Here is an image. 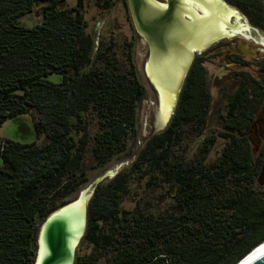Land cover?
I'll return each instance as SVG.
<instances>
[{"label": "trees", "instance_id": "obj_1", "mask_svg": "<svg viewBox=\"0 0 264 264\" xmlns=\"http://www.w3.org/2000/svg\"><path fill=\"white\" fill-rule=\"evenodd\" d=\"M232 1L264 29V0ZM38 2L43 19L28 26L21 18ZM66 2L0 0V126L35 110L37 136L44 135L42 142L29 144L0 137V264H33L41 222L88 182L83 162L91 115L99 121L93 145L99 163L118 153L137 128L145 88L132 46L127 45V60H118L115 42L98 44L86 31L84 0H77L76 8H66ZM259 63L264 71V58ZM54 72L62 74L61 82L48 79ZM241 74L243 80L228 96L221 162L196 165L178 159L172 150L183 139L184 125L198 129L209 115L206 70L195 63L169 124L146 139L132 164L133 169L148 167L154 181L162 173L174 185L177 206L172 212L150 216L138 230L105 232L100 222L122 221L128 176L120 172L97 185L83 239L114 250L93 252L90 264L105 253L106 264H237L264 241V198L239 187L260 175L262 159L255 156L247 134L264 88L249 85L250 72ZM229 179L233 188L226 190Z\"/></svg>", "mask_w": 264, "mask_h": 264}, {"label": "rangeland", "instance_id": "obj_2", "mask_svg": "<svg viewBox=\"0 0 264 264\" xmlns=\"http://www.w3.org/2000/svg\"><path fill=\"white\" fill-rule=\"evenodd\" d=\"M110 4L107 6L106 2ZM164 2V0H156ZM228 5L238 11V15L231 17L232 24H246L241 32L243 36L235 34L225 37L213 43L204 52L206 58V74L209 89L212 95V102L206 123L195 129L194 125H184L183 139L180 144L173 147V153L178 159H183L192 164L212 165L218 164L223 158V150L227 140L222 136L225 131L226 117L228 115V96L238 88L240 80H243L244 72L255 75L259 81L248 74L250 86L254 87V82L259 83V89L264 88V71L260 68L259 61L264 58V29L256 26L247 14L232 0H224ZM41 3H36V8L32 13L22 16L21 21L28 26H35L43 19ZM66 8H76L77 0H67ZM82 12L87 23L86 31L96 40V43L103 41H113L116 43V58L126 61L127 45H131L133 56L139 78L145 88V94L140 101L138 108V124L136 131L128 135L123 148L112 156L105 163H99L93 152L95 143L94 137L99 132V121L94 115L90 116V142L86 149L83 162V169L88 178L80 189L72 193L68 199H74L78 193L89 184L95 182L98 177L105 172L116 169L117 173L109 178H105L97 185L108 181L120 172L127 174L128 182L125 192L121 198L122 221L121 223H103L100 226L105 232L113 233V229L119 232L138 230L139 222L145 224V219L150 216L158 217L172 212L177 206L174 194L176 188L171 183L165 181L162 173H157L158 179L154 181L151 170L148 167L143 169L132 167L133 162L148 137L161 132L167 127L158 126L160 105L158 94L150 84L146 75V63L150 57V45L145 42L142 33L139 32L136 20L132 11L131 0H84ZM239 44H246L249 49L258 48L256 57L244 53L240 59L241 64L237 67L232 63L229 52H235ZM220 50V52H219ZM260 74V75H259ZM52 82L59 83L63 76L54 72L48 75ZM248 82V81H247ZM36 111L19 115L6 120L0 126V137L11 139L23 144L32 142H42L44 135L38 138L35 130ZM248 144L252 147L255 156L261 157V167L259 178L252 183H241L239 187L247 186L256 191L264 198V99L258 109L251 133L247 134ZM209 138V139H208ZM3 160L0 157V165ZM97 187V186H96ZM224 188L232 189L233 184L230 179ZM118 233L116 232V235ZM106 244V243H104ZM114 250L113 245L96 247L93 243L81 240L76 250L75 264H90L93 252L110 253ZM108 253L101 256L96 264H106Z\"/></svg>", "mask_w": 264, "mask_h": 264}, {"label": "water", "instance_id": "obj_3", "mask_svg": "<svg viewBox=\"0 0 264 264\" xmlns=\"http://www.w3.org/2000/svg\"><path fill=\"white\" fill-rule=\"evenodd\" d=\"M178 4L179 0H169V8L166 9V11L157 13V11L153 12L152 7H149L148 10L145 11L147 8L142 0H131L132 11L136 20L137 28L139 32L145 35L150 45V57L146 63L145 71L158 91L159 105H161L160 91L156 82L149 74L148 66L154 55H162L163 53L169 52L172 48L179 49L180 46H182L177 40H172L170 33L179 22L176 15ZM226 5L227 4H225V6ZM227 6L235 10L234 7L230 5ZM145 12L150 13V16L146 17L144 15ZM144 17H146V19H144ZM184 19L188 20L189 17L187 18V16H184ZM237 34L242 36L240 33ZM225 37L229 36H224L222 38ZM219 40L220 39L210 40L209 42H206V45H202L203 47L201 49L189 51L188 55L190 61L187 63V66L184 69L183 77L175 90V102L172 107L169 120L175 112L180 91L196 51L205 50ZM243 48L248 49V46L243 44ZM258 50V48L250 49L249 55L256 57ZM116 173V169L105 172L103 175L98 177L95 182L84 187L74 199H71L64 205L53 210L41 222L36 236V255L33 264H75L76 250L87 229L88 205L92 195L94 194L96 186L105 178H109ZM76 209H79L80 217L78 221V228L77 230H74L71 213ZM237 264H264V242L258 245Z\"/></svg>", "mask_w": 264, "mask_h": 264}, {"label": "bare ground", "instance_id": "obj_4", "mask_svg": "<svg viewBox=\"0 0 264 264\" xmlns=\"http://www.w3.org/2000/svg\"><path fill=\"white\" fill-rule=\"evenodd\" d=\"M142 1L147 8L145 11L152 7L153 12L159 13L169 8V5L161 4L156 0ZM225 4L227 3L222 0H179L176 10L179 22L170 33L172 40H177L182 46L179 49L172 48L162 55H154L148 66L149 74L160 91L159 127L164 126L170 118L175 102V90L183 77L187 63L190 61L189 51L201 49L202 45H206V42L210 40L233 36L248 28L246 24H232L230 22L233 15H238V11L228 7V4L225 6ZM144 15L149 17L150 13L145 12ZM184 16L189 17V19L185 20ZM71 217L74 230H77L80 217L79 209L74 210Z\"/></svg>", "mask_w": 264, "mask_h": 264}, {"label": "flooded vegetation", "instance_id": "obj_5", "mask_svg": "<svg viewBox=\"0 0 264 264\" xmlns=\"http://www.w3.org/2000/svg\"><path fill=\"white\" fill-rule=\"evenodd\" d=\"M159 3H161V4H166L167 6H168V4H169V0H164V2H159ZM188 18V17H187ZM137 25V24H136ZM240 34H242L241 32H240ZM142 36H143V38H144V40H145V42L146 43H148V40L146 39V37H145V35H143V34H141ZM242 36L244 37V35L242 34ZM149 44V43H148ZM206 50V49H205ZM205 50H202V51H196V53H195V55H194V57H193V59H192V62H191V64H190V66H189V69H188V72L190 71V69H191V67L196 63H200L203 67L205 66L206 67V65H205V63H206V61H207V58H206V55H207V53L206 52H204ZM249 48L247 49V48H243V44H239L238 46H237V50H235V52H229V54H230V58H231V61H232V63H234L237 67L241 64V62H240V59H241V57H243L242 55L244 54V53H248L249 54ZM219 52H220V50H219ZM204 67V68H205ZM206 69V68H205ZM188 74V73H187ZM147 75V77H148V79H149V82H150V84L153 86V88L155 89V91L157 92V94H158V91H157V89H156V87H155V85L151 82V80H150V78H149V76H148V74H146ZM186 79V78H185ZM184 82H185V80H184ZM183 85H184V83H183ZM183 87V86H182ZM181 91H182V89H181ZM181 91H180V93H181ZM158 97H159V95H158ZM179 97H180V94H179ZM179 97H178V101H179ZM178 101H177V105H178ZM177 105H176V107H177ZM176 107H175V110H176Z\"/></svg>", "mask_w": 264, "mask_h": 264}]
</instances>
